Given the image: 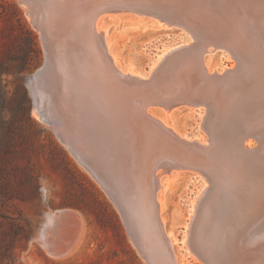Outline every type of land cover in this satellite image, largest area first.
<instances>
[{
  "label": "bare ground",
  "instance_id": "obj_1",
  "mask_svg": "<svg viewBox=\"0 0 264 264\" xmlns=\"http://www.w3.org/2000/svg\"><path fill=\"white\" fill-rule=\"evenodd\" d=\"M22 3L47 52L28 77L35 111L107 191L148 264H179L159 192L163 173L190 170L207 181L187 225L190 253L201 264H264V0ZM112 10L156 15L191 42L167 49L149 75L124 68L103 24ZM216 50L233 64L210 66ZM180 106L205 107L204 140L171 123Z\"/></svg>",
  "mask_w": 264,
  "mask_h": 264
},
{
  "label": "rangeland",
  "instance_id": "obj_2",
  "mask_svg": "<svg viewBox=\"0 0 264 264\" xmlns=\"http://www.w3.org/2000/svg\"><path fill=\"white\" fill-rule=\"evenodd\" d=\"M108 13L103 24H107V41L116 62L145 76L167 49L191 42L186 30L167 26L156 15L132 10ZM0 56V94L7 97L6 107L0 104L5 122L0 137L8 136L11 160L19 166L18 178L30 177L16 185L21 198L6 204L0 200L6 239L11 219L23 227L14 241L15 252L11 258L3 254L0 264H148L107 191L70 151L57 129L35 111L28 77L46 63L47 52L28 6L19 0H0ZM207 59L220 70L234 62L223 50L210 52ZM203 109L180 106L168 117L192 140H204ZM156 110L168 114L163 108ZM161 180L162 215L178 263L201 264L187 248L185 236L207 181L191 170L165 172ZM67 209L71 211L59 218ZM58 212L57 223H50Z\"/></svg>",
  "mask_w": 264,
  "mask_h": 264
},
{
  "label": "trees",
  "instance_id": "obj_3",
  "mask_svg": "<svg viewBox=\"0 0 264 264\" xmlns=\"http://www.w3.org/2000/svg\"><path fill=\"white\" fill-rule=\"evenodd\" d=\"M1 57V56H0ZM1 59V58H0ZM0 104L2 107H6L7 104V97L2 93L0 94ZM4 119L0 117V128L4 127ZM14 124V123H13ZM12 124H10L7 129L9 130V137H11L12 133ZM5 135H2L0 137V200L2 203L6 204L7 201L10 200H16L18 198H21V192L19 189H17V184L25 183L28 181L30 177L29 175H26L24 180H21L18 178L19 173V166L12 162L11 160V143ZM9 143V144H7ZM6 217H3L0 215V261L1 256L5 254L6 256H11L15 252V244L14 241L16 237L20 234L22 230V226L18 222H16L15 219H11L9 221V227H10V235L9 239H6V234H4V231L2 230L4 219ZM10 264H15L14 262Z\"/></svg>",
  "mask_w": 264,
  "mask_h": 264
},
{
  "label": "water",
  "instance_id": "obj_4",
  "mask_svg": "<svg viewBox=\"0 0 264 264\" xmlns=\"http://www.w3.org/2000/svg\"><path fill=\"white\" fill-rule=\"evenodd\" d=\"M22 3V0H19Z\"/></svg>",
  "mask_w": 264,
  "mask_h": 264
}]
</instances>
